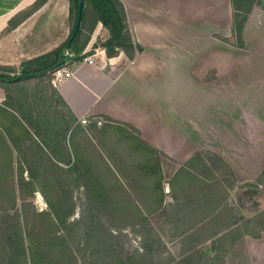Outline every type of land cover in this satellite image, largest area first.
<instances>
[{
    "label": "crops",
    "instance_id": "1",
    "mask_svg": "<svg viewBox=\"0 0 264 264\" xmlns=\"http://www.w3.org/2000/svg\"><path fill=\"white\" fill-rule=\"evenodd\" d=\"M36 1L0 0V69H19L69 39V0H49L8 30ZM120 1L132 41L142 50L130 59L124 52L109 58L101 46L94 48L93 64L68 68L73 75L49 87L86 138L95 124L101 146L103 135L122 130L148 155L132 159L119 152L115 171L141 179L154 165V150L176 165L167 180L160 163L170 200L135 190L131 180L146 218L164 221L162 227L151 223L158 234L168 227L188 246L182 251L208 246L204 250L216 259L207 264L218 258V264H234V248L245 254L241 264H264V203L256 200V210L248 212L227 182L231 176L237 185L264 188V5L253 6L240 47L233 0ZM103 29L100 24L91 46ZM180 170L190 182L170 185ZM234 236L242 238L228 249Z\"/></svg>",
    "mask_w": 264,
    "mask_h": 264
},
{
    "label": "trees",
    "instance_id": "2",
    "mask_svg": "<svg viewBox=\"0 0 264 264\" xmlns=\"http://www.w3.org/2000/svg\"><path fill=\"white\" fill-rule=\"evenodd\" d=\"M48 1L37 0L28 11L10 22L8 30L12 31L17 28L45 6ZM79 1L69 0L71 35L78 18ZM240 1L241 3H239ZM240 1L233 0L235 7L234 35L238 45L242 47L243 30L254 6V1ZM245 1L248 2L247 7L243 4ZM100 24L109 34L101 46L109 58L124 52L130 59H134L136 52L142 50L132 41L125 6L120 0H85L81 29L70 47L68 43L71 35L67 42L56 50L24 62L19 69L5 68L1 69L0 73L7 74L9 79L13 80L19 75H31L49 69L63 59L66 60L64 68H70L74 64L82 62V53L90 44L92 35ZM66 52L73 54L71 60L65 57ZM50 75L47 74L36 79L43 80ZM0 108L4 107L0 106ZM45 112L49 113L43 111L40 114L45 116ZM28 118L31 122L35 120V116L30 113H28ZM109 122L113 123L112 120ZM71 123L70 129L72 125L76 124L75 118H71ZM42 124L38 121L41 129H43ZM96 127L97 124H95L94 130L98 132ZM87 136L91 143L94 144L93 138H95L100 144L97 133L95 136H91L89 131ZM158 154V151L154 150V155ZM71 160L68 164H61L65 165V168L60 167L63 175L59 173L57 180L51 184L41 182L38 175L32 171H26L30 177V180H26L24 169H21L18 189H16L13 180L12 160L7 161L9 163L7 186L4 185L7 175L3 173L0 164V205L4 206V209H0V264H189V262L191 264H207L199 252L192 251H183L181 254L183 258L179 261L175 258L162 261L163 241L161 237L146 218L140 205L135 202L132 195V184L129 183L130 187H128L118 180L126 178L130 172L118 171L116 175L114 171H110L114 173L113 177L116 178L117 185H104L98 174L89 169L91 160L86 164L83 160H77V163L79 162L81 165L79 168L73 165ZM144 173L148 174L149 178H156L153 187L148 186V190H150L148 193L152 192L154 195L159 193L161 196L162 193L157 190L161 187L163 174L161 164L156 156L153 167ZM58 178L61 180L59 181ZM36 183L41 188L39 192L45 197L48 209L39 212L31 208L30 203H25L22 210H19L17 193L19 192L21 199L26 200V189L31 188V191L38 192ZM72 183H76V188L84 187L86 189L88 200V203L84 204L82 216L76 221H71L75 212ZM161 207L162 205L154 212L160 211ZM99 212L105 214L100 216ZM129 228L143 236L144 252H136L125 260L122 257L120 241L123 231ZM114 231L118 234H115ZM254 238H258V236H254ZM184 255L187 256L184 257Z\"/></svg>",
    "mask_w": 264,
    "mask_h": 264
},
{
    "label": "rangeland",
    "instance_id": "3",
    "mask_svg": "<svg viewBox=\"0 0 264 264\" xmlns=\"http://www.w3.org/2000/svg\"><path fill=\"white\" fill-rule=\"evenodd\" d=\"M239 1L240 0H238V2ZM253 1V5L258 4V2L264 5L263 1ZM239 3H241V1ZM243 4L245 7L248 6L247 1ZM70 26H72L71 23ZM96 35H98V28L94 35H92L90 43ZM108 36L109 34L104 28L102 33L97 36L98 38L95 42L96 44L94 48L102 46ZM53 80L54 75L51 74L43 80L29 78L21 81H0V106L4 107L0 108V164L2 165L3 173L7 175L5 179L6 184L4 185L7 186L8 184L9 163L7 161L10 162L12 160L14 173L13 180L16 189H18L19 172H21V169H24V178L26 180H30L26 171H32L38 175L41 182L51 184L54 180H57L59 173L60 175H63L60 167L65 168V165L61 164H68L71 159L74 160L73 165L78 168L81 165L79 162L77 163V160H83L85 161V164L91 160L89 162L90 166H88L89 169L98 174L104 185H117V180L113 177L114 173L110 171H114L116 174L117 171L115 170H117V168L119 169V167L116 166L117 163L115 162L123 158V154H121L122 152L127 153L125 154L126 158H129L130 155L132 159L143 158L148 155H146L142 149H137L139 147L132 143H136L133 139L130 140L126 138L125 131L114 130L111 134H108L109 136L107 137L103 135V148L95 138H93L94 144L91 143L89 138L85 137L80 126L72 125L70 129L69 126L72 124L71 118L69 114H67L59 98L49 87V84H51ZM43 111L49 113L45 112V116H43L40 114ZM28 113L35 116L34 121L31 122L28 118ZM38 121L43 123V129L39 127ZM101 121L103 122V120ZM90 133L91 136H95L97 132L91 128ZM121 139L124 143H120ZM128 147L130 149H128ZM156 157L160 163L164 164L165 177L167 179L172 174V169L176 168V165L163 155L158 154ZM188 168L194 167L189 165ZM219 168L220 164L218 165L217 170L219 176H221V174L224 173V169L223 167ZM44 173L47 175H43ZM189 175L188 172L180 170L176 173L174 178L169 181V184L175 185L176 183L181 184V182H190V179H188ZM165 177L163 176L161 187L157 191L162 193V197H165V200H170L171 194H166L168 192L166 191L168 188V181L165 180ZM126 178H123L122 180L120 178L118 180L121 184L124 183L125 186L128 187H130L129 183H134V189L139 191L138 188H140L141 193H148L150 191L148 190V186L153 187L156 181L155 177L149 178L148 174L146 175L144 172L142 173V178H144H141L142 180L138 179V173L134 172L128 173ZM58 180L60 181L61 179L58 178ZM131 180H134V182L132 183ZM227 182L228 185L231 184L232 186L233 184L232 196L242 203V206L248 212H254L256 210L255 205L253 204L256 200H262V203H264V188L261 189L253 186L248 187V184L246 183L237 185V182H235L231 176L227 179ZM75 184H71L72 196L75 204V212L71 217V221H76L82 216L84 204L88 203L86 189L84 187L76 188ZM193 184L194 183H191V185ZM35 185L37 186L36 191L38 192L31 191V188L26 189V200L21 199L19 192L17 193L19 210H22L23 204L25 203H30L29 205H31V208H34L39 212L48 209L45 197L39 192L41 189L39 184L36 183ZM3 193L5 192L3 191ZM138 194L141 195L140 193ZM157 195H159V193H155V196ZM228 195H230V193ZM148 197L149 196H147V198ZM145 199L146 198H144V200ZM0 209H4V206L0 205ZM103 214L105 213L99 212L100 216H103ZM150 220L153 225H160V227L164 225L163 220ZM114 233L118 234L116 231H114ZM159 234L163 241V246L161 248L162 261H169L172 258H175L177 261L181 260L183 258L181 257V254L183 253L182 250L188 246L183 244L181 239L174 236L175 234L168 227L160 228ZM241 238L242 237L240 236H234L233 242L235 244L231 247L230 244L232 243H230L227 246L228 249L235 247L238 240ZM143 244L144 239L141 233H138L131 228L126 229L123 231L120 241L122 257L127 260L136 252L143 253ZM205 247L208 246H202L200 248V256L206 263L209 261L213 262L216 259L215 254L209 250L205 251ZM223 254L226 256L225 252ZM224 255H221L220 257L222 258ZM186 256L187 255H184V257ZM244 257L245 254L235 248L230 254V260L234 264H241L245 259ZM218 262L219 261L217 260L213 264H218ZM189 264H191V262H189Z\"/></svg>",
    "mask_w": 264,
    "mask_h": 264
},
{
    "label": "water",
    "instance_id": "4",
    "mask_svg": "<svg viewBox=\"0 0 264 264\" xmlns=\"http://www.w3.org/2000/svg\"><path fill=\"white\" fill-rule=\"evenodd\" d=\"M84 7H85V0H80L79 6H78V18H77V22H76L74 31H73L71 38L69 40V43H68L69 47L72 45L73 41L75 40V38L77 37V35L81 29ZM64 64H65V59H63L60 63H58L57 65H55L49 69L40 71V72L35 73V74H31V75H19L18 77H16L13 80L14 81H21V80L29 79V78H41V77L46 76L47 74H53V73L61 70L63 68ZM0 80L1 81H8L10 79H9V76L7 74L0 73Z\"/></svg>",
    "mask_w": 264,
    "mask_h": 264
},
{
    "label": "built area",
    "instance_id": "5",
    "mask_svg": "<svg viewBox=\"0 0 264 264\" xmlns=\"http://www.w3.org/2000/svg\"><path fill=\"white\" fill-rule=\"evenodd\" d=\"M93 51H94V45L91 46L89 44L88 47L86 48V50L82 53V57H83L82 62L76 63L70 68H73V67H75L81 63L93 64L94 63V61H93L94 56L91 55V53ZM65 57L68 60H71L73 58V54L66 52ZM53 75H54V80L52 81V83L55 84L56 82H60L61 80L65 79V78H70L73 75V72L71 70H69L68 68H64V66H63V68L61 70L53 73Z\"/></svg>",
    "mask_w": 264,
    "mask_h": 264
}]
</instances>
